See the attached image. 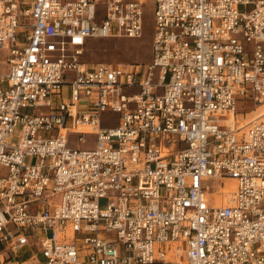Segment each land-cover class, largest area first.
<instances>
[{"label": "built area", "instance_id": "built-area-1", "mask_svg": "<svg viewBox=\"0 0 264 264\" xmlns=\"http://www.w3.org/2000/svg\"><path fill=\"white\" fill-rule=\"evenodd\" d=\"M145 4L0 0V264H264V0H153L147 63L84 61Z\"/></svg>", "mask_w": 264, "mask_h": 264}, {"label": "rangeland", "instance_id": "rangeland-1", "mask_svg": "<svg viewBox=\"0 0 264 264\" xmlns=\"http://www.w3.org/2000/svg\"><path fill=\"white\" fill-rule=\"evenodd\" d=\"M153 0H146L144 7V31L140 38H92L88 40L84 49V61L89 65L95 63H122L129 64H144L150 60L151 40L153 34ZM0 54V75L7 72L8 66ZM262 105V104H260ZM259 106V105H258ZM264 111V107L249 106L242 111V114L237 116L240 124L250 120L255 115ZM264 120V116L259 118ZM114 123L112 122H106ZM89 138V137H88ZM74 144V143H73ZM34 159H31L33 161ZM220 197H217V201ZM218 204V202H217Z\"/></svg>", "mask_w": 264, "mask_h": 264}, {"label": "bare ground", "instance_id": "bare-ground-1", "mask_svg": "<svg viewBox=\"0 0 264 264\" xmlns=\"http://www.w3.org/2000/svg\"><path fill=\"white\" fill-rule=\"evenodd\" d=\"M144 1L146 2V0H144ZM259 107H264V103L262 105H259V106L257 105V108H259ZM254 115L255 116L253 118H251L250 120L244 122L243 124H246V123H248L250 121H253V120H259V118L264 116V111L260 112V113H256V114L254 113ZM230 119H231V117H230Z\"/></svg>", "mask_w": 264, "mask_h": 264}, {"label": "crops", "instance_id": "crops-1", "mask_svg": "<svg viewBox=\"0 0 264 264\" xmlns=\"http://www.w3.org/2000/svg\"><path fill=\"white\" fill-rule=\"evenodd\" d=\"M29 254L28 253H26V254H24V255H22L23 257H27Z\"/></svg>", "mask_w": 264, "mask_h": 264}]
</instances>
